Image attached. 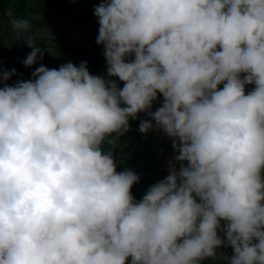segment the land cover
<instances>
[{
	"label": "clouds",
	"instance_id": "9594fccd",
	"mask_svg": "<svg viewBox=\"0 0 264 264\" xmlns=\"http://www.w3.org/2000/svg\"><path fill=\"white\" fill-rule=\"evenodd\" d=\"M93 14L106 74L69 59L0 87V264H264V0H101ZM23 41L24 66L43 59ZM141 112L138 130L176 154L136 199L139 174L102 145Z\"/></svg>",
	"mask_w": 264,
	"mask_h": 264
},
{
	"label": "rangeland",
	"instance_id": "374dc122",
	"mask_svg": "<svg viewBox=\"0 0 264 264\" xmlns=\"http://www.w3.org/2000/svg\"><path fill=\"white\" fill-rule=\"evenodd\" d=\"M20 1L21 0H15L14 3L13 1H10L12 4L9 6L10 10L8 8L5 11L0 12V35L4 36L2 42L0 43V69H3L1 66L3 62V53L11 49L15 42V38L18 35L16 30L13 29L10 23V17L20 18L21 11L16 9V7L21 4ZM100 2L101 0H84L82 4L78 5L77 1L74 2V5L76 6V8H79L80 11L83 12V14L86 13V15H90L91 17H93V5L98 4ZM22 11H25V9H23ZM29 14L31 17L34 18L41 17V15L37 13L30 12ZM48 34L49 27L47 25L35 26L33 30L34 36L32 38V41L34 43H38L41 50H43V52H45L46 55L49 56L48 58H50L51 56L58 54L60 47L58 44L54 43L48 38ZM85 46L89 53L92 54L91 56L95 58V62L97 63V67L93 70H89V72L96 75L106 74L107 66L105 62V57L103 55L104 49L102 47L93 48L90 44H86ZM30 51L31 48L28 52ZM48 60L49 59L45 60L44 57L42 60L37 59L36 64H33L29 67L33 70L40 63H43L44 65L50 68ZM50 62L54 63V65L56 64V68H58L60 64L65 63L64 61L59 60H52ZM12 77L14 78L10 82H8V84L14 83L17 79H26L22 73L13 74ZM115 79H117L118 83V78ZM218 87H222V85H219ZM155 101H157V107H159L162 101V96L159 93ZM157 107H153L152 110L154 111ZM147 119L150 118L147 117ZM126 133L127 131H125L123 134H110L108 137H106L102 147L105 151H112L114 147H117V151L114 154V161L117 164L116 170L121 171L125 168H130L136 173L142 175L139 178V183L141 182V185H143L145 181H147V189L150 184L154 183L158 179L163 178L167 174L168 162L173 160V157L176 154L172 148L171 138L167 137L159 129H150L146 133H142L141 135H139L138 127L137 129L134 128V130L132 127V131L130 133L129 138L125 140ZM133 153H136V155H133ZM121 155L122 158L119 157ZM230 254L231 248L229 247V253L227 255ZM201 264H226V261L219 258H216L214 260V258L209 257L204 259Z\"/></svg>",
	"mask_w": 264,
	"mask_h": 264
},
{
	"label": "trees",
	"instance_id": "16d2710c",
	"mask_svg": "<svg viewBox=\"0 0 264 264\" xmlns=\"http://www.w3.org/2000/svg\"><path fill=\"white\" fill-rule=\"evenodd\" d=\"M15 0H0V12L5 11L9 8L11 2ZM21 0L20 5L16 7L17 10L21 11L20 18L28 21L29 28L26 32L17 35L15 42L10 50L5 51L2 55V68L11 69L16 68L18 73H22L26 79H31L32 69L29 66H24L22 60L26 57L29 46L23 41V39L33 38V30L35 26L47 25L49 27L48 38L54 43L58 44L60 50L58 54L51 56L46 55L45 52L43 57L45 60L49 59L50 68H56V64L50 61H64L71 60L73 64H79L80 61H87L88 70H93L97 67L95 58L92 57L91 53L86 48V44H90L93 48L102 47V44L96 43V36L98 35V20L96 17H91L90 15L83 14L79 8H76L74 2L78 1V5L82 4L84 0ZM25 9V11H22ZM30 9V10H29ZM15 10V9H14ZM11 10V11H14ZM10 11V12H11ZM27 11V12H26ZM40 14L41 17L34 18L31 17L29 13ZM9 13V12H7ZM15 13V12H14ZM4 36L0 35V43L2 42ZM43 51V50H42ZM58 64V63H57ZM14 77H10L7 81H0V87L4 83L10 82ZM119 86L123 85L122 81L118 82ZM219 86V85H218ZM253 87V85H246V90ZM157 107V101L153 102L152 108ZM141 119H147L145 113L141 112L137 114V119H130L129 122L134 128L137 129ZM129 124V125H130ZM139 135L142 133L138 130ZM136 155V153H133ZM122 158V155L119 156ZM142 175L139 174V178ZM146 183L141 185V182L134 183L130 189L134 198L139 199L146 191ZM221 253H229V247L221 248L218 250ZM216 258H214L215 260ZM204 261V260H203ZM201 261V263L203 262Z\"/></svg>",
	"mask_w": 264,
	"mask_h": 264
},
{
	"label": "water",
	"instance_id": "95a60500",
	"mask_svg": "<svg viewBox=\"0 0 264 264\" xmlns=\"http://www.w3.org/2000/svg\"><path fill=\"white\" fill-rule=\"evenodd\" d=\"M131 131H132V125H130L128 130H127V133L125 135V140H127L129 138ZM116 151H117V147H114L113 150H112L114 159H115L114 154L116 153Z\"/></svg>",
	"mask_w": 264,
	"mask_h": 264
}]
</instances>
